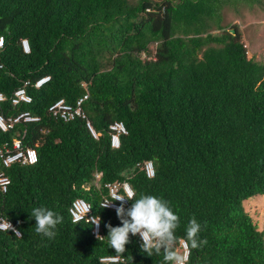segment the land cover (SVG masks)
Returning <instances> with one entry per match:
<instances>
[{
    "label": "trees",
    "instance_id": "1",
    "mask_svg": "<svg viewBox=\"0 0 264 264\" xmlns=\"http://www.w3.org/2000/svg\"><path fill=\"white\" fill-rule=\"evenodd\" d=\"M261 2L0 0V92L6 97L0 112L29 110L40 118L0 129V146L17 138L37 153L36 163L7 169L0 216L23 238L0 231V264H165L163 251H141L138 234H130L122 254L108 244L106 225H122L116 210L100 202L115 181L128 182L137 198L171 202L180 219L175 246L181 255L180 241L187 245L185 264H264V232L243 205L264 194V60L247 56L224 15L227 7ZM43 75L50 79L36 88ZM26 80L32 101L13 105V91ZM86 93V119L49 115L55 100L73 104ZM116 120L127 133L113 148L108 126ZM146 160L153 177L141 168ZM76 198L101 218L102 241L90 222L73 223L68 210ZM40 206L64 218L52 240L35 232L30 212ZM193 217L202 226L198 239L207 241L196 249L186 239ZM115 255L122 260L100 261Z\"/></svg>",
    "mask_w": 264,
    "mask_h": 264
},
{
    "label": "clouds",
    "instance_id": "2",
    "mask_svg": "<svg viewBox=\"0 0 264 264\" xmlns=\"http://www.w3.org/2000/svg\"><path fill=\"white\" fill-rule=\"evenodd\" d=\"M128 200L134 201L130 207L125 206ZM112 201H120L119 206L115 210L122 226L113 227L111 223H108L106 225L108 229L106 237L108 244L111 248L115 249L117 254H122L126 251V245L130 242V234H138L142 241L140 245L142 252L153 256L154 254L159 255L163 251L165 264H185L187 256L181 255L175 246L177 240L175 232L180 225V219L178 214L173 210L170 201L163 197L149 194H141L137 198L136 193L127 187L125 188L124 195L113 193L112 199L100 207L107 208L111 205ZM89 210L90 208L87 209V213ZM30 217L35 218V232L48 240L56 237L58 225L62 224L64 219L61 214L44 206L34 207L30 212ZM81 218L75 217L73 223L78 224ZM89 218L92 225L98 228L101 218L99 216ZM0 227L13 229L12 224ZM201 229L202 226L195 217L188 222L186 239L193 249L207 243L206 240L198 239ZM15 231L17 238H23L18 230ZM104 238L105 236L97 233L99 241H102Z\"/></svg>",
    "mask_w": 264,
    "mask_h": 264
},
{
    "label": "built area",
    "instance_id": "3",
    "mask_svg": "<svg viewBox=\"0 0 264 264\" xmlns=\"http://www.w3.org/2000/svg\"><path fill=\"white\" fill-rule=\"evenodd\" d=\"M2 43H3V38L0 36V47L2 46ZM20 45L25 53H28L30 51L29 42L26 38L20 39ZM49 79H50L49 75L40 76L34 81V86L38 88L44 83H46ZM29 84L30 82L26 80L24 81L23 86L18 87L13 91V94L11 96V103L13 105H18L21 103L29 104L32 101L31 95L27 92V86ZM5 98H6L5 95L2 92H0V102L5 100ZM85 98H87V93L84 94L82 97H79L73 104L66 102L64 98H59L49 105L47 111L49 115H51L52 117L56 119H61L63 121L74 120L76 117H81L86 119L85 114L82 110V103ZM39 119L40 118L38 115L32 114L29 110H24L19 112L15 116H8V117L4 116L0 112V129L2 131H6L12 128L13 125L17 122L20 121L36 122ZM86 126L89 129L91 135L94 138H98L99 134L95 132L89 120H86ZM126 133L127 130L122 121L116 120L111 122L108 126L109 142L111 147L118 148L120 144L119 142L120 136ZM36 162H37V153L34 147L24 146L21 143V140L17 138L12 141L11 145H9L8 143H3L0 146V190L2 192H5L7 190V186L10 184V178L7 174V169L12 164L20 163V164L28 165V164H34ZM141 168L144 170L147 177L154 176V167L151 160L144 161L141 165ZM95 176L98 177V174H95ZM126 187L132 190L131 186L126 181L123 182L115 181V182L107 183L106 188L108 190V197L103 198L100 202V205H103L104 203L110 201L112 199L113 193H116L118 195H124ZM128 203L129 200L127 201V204L125 206H127ZM119 204L120 201H112L111 205L107 208L115 210L116 207L119 206ZM89 208L90 210L87 213V209ZM69 214L71 216L72 221L74 220L75 217H82L80 220H84L85 222H90L89 217L97 216L91 213L90 204L87 203L82 198H76L71 202V205L69 207ZM9 224H12L10 220L0 216V226L9 225ZM9 229L10 228L5 229L4 227H0V231H6ZM13 229H15L14 226ZM15 230L13 231L16 233ZM91 232L93 236L96 238H97V233L102 235V233L100 232V224L98 228L95 225H92ZM180 245L184 250L183 256H187L186 243L181 240ZM121 260L122 258L119 256H104L100 258V261L102 262H117Z\"/></svg>",
    "mask_w": 264,
    "mask_h": 264
},
{
    "label": "rangeland",
    "instance_id": "4",
    "mask_svg": "<svg viewBox=\"0 0 264 264\" xmlns=\"http://www.w3.org/2000/svg\"><path fill=\"white\" fill-rule=\"evenodd\" d=\"M227 30L236 29L246 47L247 56L264 60V0L259 5H242L224 10ZM154 44L150 45L151 52ZM144 57V54L142 55ZM245 210L252 216L259 230L264 232V194L253 195L243 201Z\"/></svg>",
    "mask_w": 264,
    "mask_h": 264
},
{
    "label": "water",
    "instance_id": "5",
    "mask_svg": "<svg viewBox=\"0 0 264 264\" xmlns=\"http://www.w3.org/2000/svg\"><path fill=\"white\" fill-rule=\"evenodd\" d=\"M229 33H231V34H235V30L234 29H229V30H227Z\"/></svg>",
    "mask_w": 264,
    "mask_h": 264
}]
</instances>
